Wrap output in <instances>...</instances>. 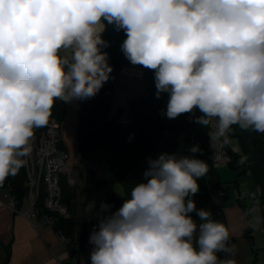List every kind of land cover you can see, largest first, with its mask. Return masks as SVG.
<instances>
[{
    "label": "clouds",
    "instance_id": "1",
    "mask_svg": "<svg viewBox=\"0 0 264 264\" xmlns=\"http://www.w3.org/2000/svg\"><path fill=\"white\" fill-rule=\"evenodd\" d=\"M104 21L124 31L127 60L155 70L162 115L198 110L212 145L233 126L264 134V0H0V185L57 100L93 98L109 80ZM148 164L117 211L101 203L91 264H234L218 256L232 251L228 227L193 199L208 163L162 153Z\"/></svg>",
    "mask_w": 264,
    "mask_h": 264
},
{
    "label": "trees",
    "instance_id": "2",
    "mask_svg": "<svg viewBox=\"0 0 264 264\" xmlns=\"http://www.w3.org/2000/svg\"><path fill=\"white\" fill-rule=\"evenodd\" d=\"M104 24L105 29L101 36L107 42V47L102 50L108 53V63L112 71L109 80L97 95L79 100L76 138L78 152L84 158L96 150L106 153L105 168L98 173L94 168L87 167L81 174L82 187L70 185L67 178L63 177L62 202L68 208L69 217H60L55 223V230L68 240L69 256L72 257V262L75 260L74 264H91L90 254L94 245L89 243V238L101 218V203L109 204L111 212L117 211L125 199L131 198V189L146 182L144 172L149 167V158L157 159L162 153L195 156L208 163L210 170L205 177L198 180L199 192L193 199L198 209L211 210L213 218L228 227L225 209L216 199L214 192L221 196L224 185L229 182L221 179L219 167L214 164L208 129L194 122L195 118L201 115L198 110L181 114L171 120L162 115V110L166 108L167 94L161 98L156 97L155 70L141 66L146 91L129 97L125 112L120 109L116 114H112L115 78L126 62L121 50L126 35L123 30H115L107 21H104ZM66 104L57 100L52 108L50 119L56 120L59 126L65 117ZM45 127L35 132L38 133ZM62 142L63 138L60 148L67 152ZM197 144L201 152L191 153L189 149ZM222 145L229 157L228 163L224 165H228L237 175L234 182L238 183L239 177H250L256 188H259V193L261 190L259 203L264 232V134L233 126L230 142ZM118 182L124 185L122 194L115 191ZM27 184L26 169L23 167L18 174L9 176L0 185V190L15 200L18 207H22L27 200ZM77 194L81 200L79 206ZM43 196L44 193L37 202L41 211L45 210ZM90 201L95 202L93 213L88 208ZM245 211L249 212L246 208ZM189 215L197 223L200 222L195 212ZM249 233L247 232L248 235ZM228 243L231 245L230 240ZM218 256L220 259H228L229 253L220 252Z\"/></svg>",
    "mask_w": 264,
    "mask_h": 264
},
{
    "label": "crops",
    "instance_id": "3",
    "mask_svg": "<svg viewBox=\"0 0 264 264\" xmlns=\"http://www.w3.org/2000/svg\"><path fill=\"white\" fill-rule=\"evenodd\" d=\"M142 74L140 65H133L126 59L125 66L115 78L112 114H116L120 109L125 112L131 93L146 91ZM78 104L79 99L66 104L65 117L60 130L63 138L62 144L69 155L67 163L72 167V174L77 180L78 187H82L81 174L88 166L98 173L102 172L107 155L103 151H94L85 157V161L79 162L76 138ZM125 115L126 113L123 117ZM245 180L249 185L248 192L256 189L250 177H242V184ZM239 183V179L238 183H226L223 195L218 196L216 191L214 195L223 205L227 215L230 239L233 242L230 246L234 247V255L230 259L234 264H253L249 255V248L251 250V245L254 244L253 233H251L254 231L252 213L247 206L248 200H245L244 194L239 189L241 186ZM76 199L81 201L79 194ZM245 208L249 210L248 213ZM29 209L28 200L22 207L12 206L5 193L0 190V264H67L70 260L68 244L61 240L55 228L41 224L36 217L25 216ZM261 229L262 225L260 233ZM247 232H250L249 235ZM261 237L263 238V234ZM229 256L231 257L230 252Z\"/></svg>",
    "mask_w": 264,
    "mask_h": 264
},
{
    "label": "built area",
    "instance_id": "4",
    "mask_svg": "<svg viewBox=\"0 0 264 264\" xmlns=\"http://www.w3.org/2000/svg\"><path fill=\"white\" fill-rule=\"evenodd\" d=\"M61 141L60 126L56 120L50 119L45 131L40 135H34L32 138L30 142L31 154L26 158L27 162L24 165L28 178L27 185L29 189L31 188L28 193L29 196L32 195V201L29 204L30 209L26 212L27 217H37L41 224L52 228H55V223L60 217H69L67 207L62 202L61 183L65 175H68L69 178L71 177L70 170L66 164L68 154L60 148ZM213 149L214 154L212 156L215 166L224 165L228 161L226 154L225 158L221 155L219 159L218 156H215V152L218 153V146ZM70 182L73 183V179H70ZM42 186H44V191ZM44 192L43 206L45 210L41 211L37 202ZM5 196L9 199L12 206H16V202L10 196L7 194ZM259 198L260 193L258 190L250 193L252 203H259ZM58 234L62 241L68 242L60 232Z\"/></svg>",
    "mask_w": 264,
    "mask_h": 264
},
{
    "label": "rangeland",
    "instance_id": "5",
    "mask_svg": "<svg viewBox=\"0 0 264 264\" xmlns=\"http://www.w3.org/2000/svg\"><path fill=\"white\" fill-rule=\"evenodd\" d=\"M126 63V62H125ZM124 66H125V64H124ZM140 92L139 91H136V92H133V93H131L130 94V96L129 97H133V96H135V95H138ZM58 123V122H57ZM45 129H46V127L42 130V131H40V132H35V135H40L41 133H43L44 131H45ZM60 132H61V130H60ZM61 137H62V133H61ZM209 141H210V138H209ZM210 143H211V141H210ZM215 146H218V153H216L215 152V156H218L219 157V159L221 158V155H222V157L223 158H225V154H226V157H227V160H229V157H228V155H227V153L225 152V150L223 149V145H222V143H216V144H213V146H212V144H211V151H212V155L214 154V149L213 148H215ZM222 149V151L224 152H222L221 151V149ZM96 151H102V150H96ZM94 152V151H93ZM92 153V152H91ZM106 154V153H105ZM68 157H69V155H68ZM77 158H78V160H79V162H83V161H85L86 159L83 157V155L81 154V153H79V152H77ZM105 161H106V158H105ZM228 163V161L225 163V164H227ZM67 164V167L69 168V170H70V177L71 178H69V176L68 175H65V177L67 178V180H68V183L70 182V179L72 180L73 179V183H69L70 185H76V186H78L77 185V180H76V178H74V176H73V172H72V167L71 166H69V164L68 163H66ZM89 167V166H88ZM219 167V174H220V176H221V179L223 180V181H225V182H229L228 184H234V181L233 180H236V178H237V175H236V172L233 170V169H231L228 165H221V166H218ZM217 167V168H218ZM86 171V170H85ZM84 171V172H85ZM83 172V173H84ZM26 174H27V172H26ZM239 179V185H241L240 187H239V189H240V191H241V193L242 194H244V196H245V200L247 199L248 201H247V206L250 208V210H251V218H252V224H253V227H254V231L253 232H251V233H253L252 235V238H253V241H254V244L253 245H251V250H250V248H249V255H250V258H252V262H253V264L255 263V264H264V240H263V238L261 237L262 236V234L264 233L262 230L263 229H261V233H260V227H261V225H262V219H261V207H260V203H257V204H254V203H252V201H251V199L250 198H248V196H249V194H248V191H247V188H248V183L246 182V180L244 181V184H242L243 182L241 181L242 180V177H239L238 178ZM62 180H64V178H62ZM233 181V182H232ZM251 185V184H250ZM43 187V191H44V186H42ZM123 187H124V185H123V183L122 182H118V184L116 185V188H115V191L118 193V194H122L123 193ZM258 191H259V188L257 187L256 188ZM30 190H31V188L29 189V187H28V191L30 192ZM260 193H261V190H260ZM223 195V194H222ZM40 196V195H39ZM44 197H45V192H44V196H43V200H44ZM31 198V199H30ZM27 200H28V202H29V204H30V202L32 201V195H30L29 196V193H28V195H27ZM15 201V200H14ZM250 202V203H249ZM78 204V206L80 205V203L81 202H77ZM16 205V204H15ZM16 206H18V205H16ZM66 206V205H65ZM67 207V206H66ZM67 210H68V208H67ZM25 216H27V214L25 213ZM29 218V217H28ZM37 218V217H36ZM38 219V218H37ZM48 227H50V226H48ZM52 228V227H51ZM232 242V240L230 239V243ZM233 243V242H232ZM252 247H253V250H252ZM68 251H69V246H68ZM230 255H231V257L229 256V259L230 258H232L233 257V255H234V247L232 248V251L230 252ZM69 258H72V257H69ZM75 258V257H74ZM74 262H75V260L72 262L71 260H69L68 261V263L70 264V263H73L74 264Z\"/></svg>",
    "mask_w": 264,
    "mask_h": 264
},
{
    "label": "bare ground",
    "instance_id": "6",
    "mask_svg": "<svg viewBox=\"0 0 264 264\" xmlns=\"http://www.w3.org/2000/svg\"><path fill=\"white\" fill-rule=\"evenodd\" d=\"M252 192H254V190H252ZM250 193H251V191L248 192L249 198H250ZM221 194H223V193H221ZM254 204H257V203H254Z\"/></svg>",
    "mask_w": 264,
    "mask_h": 264
}]
</instances>
